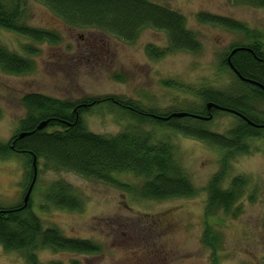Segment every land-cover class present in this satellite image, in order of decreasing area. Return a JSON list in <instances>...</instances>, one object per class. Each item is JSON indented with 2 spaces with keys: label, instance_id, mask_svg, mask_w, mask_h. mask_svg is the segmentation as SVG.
<instances>
[{
  "label": "rangeland",
  "instance_id": "rangeland-1",
  "mask_svg": "<svg viewBox=\"0 0 264 264\" xmlns=\"http://www.w3.org/2000/svg\"><path fill=\"white\" fill-rule=\"evenodd\" d=\"M6 4L11 0H2ZM181 14L186 28L201 45L197 53L175 51L152 59L147 47H169L162 31L145 29L136 41L127 43L96 29H78L66 24L46 6L26 0L24 22L55 33L59 42L37 44L16 33L0 29V45L10 53L34 62L26 75L0 69V144L9 145L29 112L22 104L27 95L41 94L61 101L81 103L90 99L119 98L143 110L180 113L201 110L200 93L205 89L229 97L248 94L233 72L222 62L236 46L252 44L243 35L200 22V14L228 18L244 24L264 47V9L231 0H150ZM38 53L29 54L25 48ZM251 89V88H250ZM252 115L264 122V100L253 99ZM208 118V117H207ZM83 123L95 134L113 137L137 126L119 108L104 104L83 115ZM212 133L228 136L239 125L236 116L219 113L205 120ZM58 128L50 129L49 132ZM142 130L155 142L172 147L174 161L190 180L195 195L165 201L140 198L141 178L114 176L132 185L129 193L108 183L93 181L70 172H56L40 160L37 180L28 205L44 229L85 240L99 248L97 254H78L40 249L38 264H264V130L249 140V154L229 161L223 188L243 178L246 187L229 213L212 211L206 217L209 185L221 172L224 152L208 143L148 123ZM31 166L25 157L0 159V206L24 205ZM57 182L70 186L82 203L80 210H64L47 201ZM29 190V189H28ZM216 239L206 244L204 233ZM0 264H30L26 253L6 252L0 246Z\"/></svg>",
  "mask_w": 264,
  "mask_h": 264
},
{
  "label": "trees",
  "instance_id": "trees-1",
  "mask_svg": "<svg viewBox=\"0 0 264 264\" xmlns=\"http://www.w3.org/2000/svg\"><path fill=\"white\" fill-rule=\"evenodd\" d=\"M35 1L46 6L69 26L100 30L127 43L136 41L140 32L145 29L162 31L167 35L169 47L160 50L148 46L147 54L152 59H161L175 51L197 53L201 49L196 36L186 28V20L181 14L150 0ZM231 1L264 9V0ZM25 6L26 0H11L8 4L0 0V29L16 33L37 44L46 41L59 42L55 33L25 24ZM198 19L200 22L237 32L252 42L248 46L240 45L231 50H250L238 51L231 57V64L242 78L264 86V47L259 42V36L244 24L228 18L200 14ZM25 49L31 55L38 53L31 47ZM231 52L222 62L223 66L230 70L228 58ZM0 69L12 75H26L33 72L34 62L10 53L0 45ZM238 76V82L250 90L248 94L229 97L222 92L205 89L200 93L203 102L201 110L179 111L191 115L185 118L171 117L175 112L161 114L153 110H143L137 104L119 98L90 99L75 104L41 94L27 95L22 99V104L29 115L21 122L19 131L11 143L0 144V159L13 155L25 157L31 166L29 187L34 178L33 162L36 158L37 167L42 160L45 166L53 171L74 173L85 179L105 182L123 191L136 193L135 187L114 177L131 174L143 180L139 190L140 198L145 200L165 201L193 197L195 189L174 161L172 147L168 143L155 142L149 133L142 130V125L152 123L208 143L224 152L221 172L213 177L209 185L206 217L209 218L218 210L229 213L246 187L243 178H236L232 180L230 189L223 188V177L229 161L236 156L249 154L247 142L261 138L264 130L262 127H256L264 126V122L255 118L249 110L253 99L264 100V91L240 80ZM104 104L119 108L137 126L129 127L113 137L89 131L83 123V115ZM208 104L242 115L241 118L234 115L238 118L239 125L227 137L207 130V122L203 118L219 113L233 114L217 110L216 107L208 110ZM248 121L256 126H251ZM43 122L48 124L39 130L38 127ZM53 128L58 130L49 132ZM22 134L25 136L20 138ZM47 201L57 208L69 211L80 210L82 207L80 200L73 195L71 187L60 182L50 188ZM209 229L204 233L206 244L216 240ZM0 246L6 252L26 253L30 264H38L36 251L40 249L78 254L99 252V248L89 241L67 238L56 229H44L41 219L30 211V205L23 208V204L13 208L0 206Z\"/></svg>",
  "mask_w": 264,
  "mask_h": 264
},
{
  "label": "water",
  "instance_id": "water-1",
  "mask_svg": "<svg viewBox=\"0 0 264 264\" xmlns=\"http://www.w3.org/2000/svg\"><path fill=\"white\" fill-rule=\"evenodd\" d=\"M238 51H250L249 49H236V50H234V51H232L231 52V55H230V57L228 58V63H229V65H230V67L234 70V72L236 73V74H238L236 71H235V69H234V67L232 66V64H231V57L233 56V55H235ZM239 75V74H238ZM240 76V75H239ZM240 78H241V80H243V81H245L246 83H248V84H252V85H254V86H256V87H258V88H260V89H262L263 91H264V86L263 85H261V84H259V83H257V82H253V81H250V80H247V79H244V78H242L241 76H240ZM213 107H216V106H214L213 104H208V110H211ZM217 108V110H221V111H228L229 113H232L233 115H236V116H238V117H242V115H240V114H238V113H236V112H234V111H230V110H223L221 107H216ZM189 116H191V115H189V114H187V113H174L171 117H173V118H185V117H189ZM200 118V117H199ZM168 119V118H167ZM166 119V120H167ZM204 120H210V119H212V116H210V117H208V118H203ZM47 124H48V122H43V123H41L40 125H39V127H38V129L39 130H41V129H44L46 126H47ZM248 124H250L251 126H256L254 123H252V122H250V121H248ZM256 127H262V128H264V126H256ZM25 136V134H22V135H20V138H23ZM33 168H34V178H33V181H32V183H31V185H30V187H29V190L27 191V194H26V196H25V198H24V205H23V208H26L27 207V205H28V202H29V199H30V197H31V194H32V191H33V188H34V185H35V183H36V180H37V160H36V158H34V162H33Z\"/></svg>",
  "mask_w": 264,
  "mask_h": 264
},
{
  "label": "flooded vegetation",
  "instance_id": "flooded-vegetation-1",
  "mask_svg": "<svg viewBox=\"0 0 264 264\" xmlns=\"http://www.w3.org/2000/svg\"><path fill=\"white\" fill-rule=\"evenodd\" d=\"M231 68V67H230ZM231 70H233L232 68H231ZM234 72V71H233ZM235 75H236V73H234ZM236 76H238V75H236ZM239 77V76H238ZM240 79V78H239ZM241 80V79H240ZM213 117V116H212Z\"/></svg>",
  "mask_w": 264,
  "mask_h": 264
}]
</instances>
